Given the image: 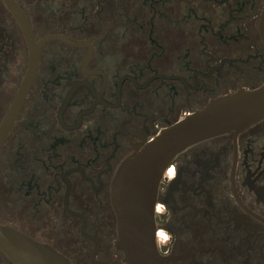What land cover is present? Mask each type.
<instances>
[{"label":"flooded vegetation","instance_id":"obj_1","mask_svg":"<svg viewBox=\"0 0 264 264\" xmlns=\"http://www.w3.org/2000/svg\"><path fill=\"white\" fill-rule=\"evenodd\" d=\"M11 1L0 128L35 73L0 147V236L12 244L2 228L14 229L72 264H127L118 168L212 100L264 85V0ZM155 210L163 264H264V118L180 151ZM0 264L16 263L0 248Z\"/></svg>","mask_w":264,"mask_h":264},{"label":"water","instance_id":"obj_2","mask_svg":"<svg viewBox=\"0 0 264 264\" xmlns=\"http://www.w3.org/2000/svg\"><path fill=\"white\" fill-rule=\"evenodd\" d=\"M7 2L17 13L13 1ZM30 43L33 44L32 41ZM33 52L39 54L37 49ZM34 73L29 71L2 123L0 147ZM262 118L264 85L240 89L212 100L204 108L163 128L122 162L112 182L111 197L117 217L116 245L123 251L127 264H163L156 239L155 207L158 188L170 161L196 141L232 129L240 131ZM2 230L11 236L14 243L0 236V248L16 264H72L65 255L14 229L4 227Z\"/></svg>","mask_w":264,"mask_h":264}]
</instances>
